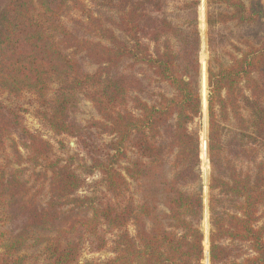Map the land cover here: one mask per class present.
<instances>
[{
    "label": "trees",
    "instance_id": "obj_1",
    "mask_svg": "<svg viewBox=\"0 0 264 264\" xmlns=\"http://www.w3.org/2000/svg\"><path fill=\"white\" fill-rule=\"evenodd\" d=\"M200 3L0 0V264H203L191 128L203 112ZM207 8L210 261L264 264V41L233 44L225 61L215 46L217 25L258 24L264 2ZM26 94L58 136L79 134L71 110L84 95L99 115L90 128L109 138L103 154L80 166L76 153L55 154L25 123ZM80 169L101 175L99 196L78 193ZM113 233L112 257L81 262L86 241L103 250ZM234 242L254 253L240 259Z\"/></svg>",
    "mask_w": 264,
    "mask_h": 264
},
{
    "label": "rangeland",
    "instance_id": "obj_2",
    "mask_svg": "<svg viewBox=\"0 0 264 264\" xmlns=\"http://www.w3.org/2000/svg\"><path fill=\"white\" fill-rule=\"evenodd\" d=\"M200 6L198 10L199 15V29L201 32V49H200V62H201V95H202V103H203V112L202 116L197 118L195 122L191 125V128L199 131L200 134V157L201 152V164H200V172H201V182L200 184L203 186L204 190V212L203 219L201 222V227L205 235L204 240V259L203 264H211L210 261V212H209V200H210V191H209V180L211 174V164L208 154V111H207V99H208V83H207V66L208 60L210 58L209 48H208V26H207V0H200ZM248 2L249 0H244ZM264 2V0H263ZM216 29V41L215 46L217 47V54L221 59L228 60L229 55L227 52L237 53L235 48H233V44L240 46L242 49L246 47V42L250 44H255L259 40L264 41V21H261L258 24L249 25V26H238L235 24L229 25H217ZM84 67L88 71H94L97 68V65L83 61ZM153 86V85H152ZM165 91H167V87H162ZM4 101L6 105L11 106L14 104L12 100L7 99V94H4ZM17 102L27 108L30 109L28 113L25 115V123L27 127L39 133L46 140L51 142L53 145V151L55 154L59 156H66V154H77L79 159L76 158V166H80L81 164L87 162H91V158L96 156L97 154H103L104 152V144L109 140L108 136L104 133H101L99 130L94 128H90V124L93 120L98 119L99 115L92 103L86 99V97L82 94L79 95V100L76 106L71 110V118L72 120L78 124L81 129L77 136H58L55 135L52 131H50L47 127L43 125V123L35 117L34 110L37 107L36 101L34 97L31 95H24ZM16 102V103H17ZM14 137L22 143V139L19 138L18 133H14ZM61 140V142H60ZM10 141V140H9ZM22 153L26 152V149L23 145H21ZM262 158H264V148L262 149ZM80 172L83 176L86 177V184L83 188L78 192L80 195H91L94 193L96 195L101 194L104 188L101 185V175L98 172H95L92 175H85L82 169ZM99 196V195H98ZM1 211V208H0ZM130 230L133 232V228ZM113 234H109L108 238H110V245L106 249L97 251L92 248L88 241L84 244L81 262L87 260H98V261H106L108 258L112 257L114 254L111 251L112 246V238ZM234 245L238 247L235 252H240L242 254V258L252 255L254 252L250 249L248 243H239L234 242ZM1 251V249H0Z\"/></svg>",
    "mask_w": 264,
    "mask_h": 264
}]
</instances>
